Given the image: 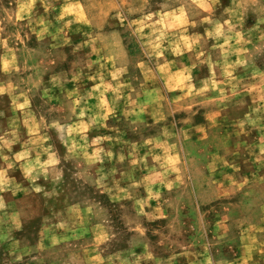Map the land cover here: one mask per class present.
<instances>
[{"label":"rangeland","instance_id":"1","mask_svg":"<svg viewBox=\"0 0 264 264\" xmlns=\"http://www.w3.org/2000/svg\"><path fill=\"white\" fill-rule=\"evenodd\" d=\"M10 53L16 64L2 65ZM106 74L107 89L89 92ZM3 86L28 93L33 112L0 95V115L17 128L43 118L59 164L39 148L34 174L15 166L3 186L0 264L264 255V0H0Z\"/></svg>","mask_w":264,"mask_h":264},{"label":"crops","instance_id":"2","mask_svg":"<svg viewBox=\"0 0 264 264\" xmlns=\"http://www.w3.org/2000/svg\"><path fill=\"white\" fill-rule=\"evenodd\" d=\"M70 1V0H68ZM70 4V3H68ZM62 7H65L67 4L66 3H62L61 4ZM74 8L77 6L76 4H74ZM184 15L185 13H183V15H181V12L179 11L178 12V15L177 16H173V18L175 19V21L177 20H184ZM182 23V22H181ZM113 33V32H111ZM184 38L186 39L185 41H189V37L188 35H185ZM186 45V44H185ZM182 46V45H181ZM185 52H179V54H177L178 56L177 57H181L182 60H184V56H181L182 54H186L189 49L186 47V46H183L182 47ZM30 51L34 52L35 51V48H30ZM14 56H15V53L12 54H5V56H3V60H2V65L5 64L8 60H9V65L12 66L14 65V63L16 64L17 61L14 62ZM8 58V59H7ZM189 67V64H184L183 66L181 67H176V70L175 71H171V74L172 75H177V74H180L184 69H185V72H186V69ZM12 69V68H11ZM32 69H35L34 67ZM1 71L4 73H7L8 70H2L1 68ZM47 73V72H45ZM111 75H113V72L110 73ZM39 72H37V70H30V73L27 74V79H30V77H33L34 79H36L37 76H39ZM61 78V75L60 74H56V76L53 78V79H60ZM111 78L110 76H108V74H106V76L103 77V79H101L99 82H97L96 84L90 86L88 88V91L89 92H93L94 89L95 90H106L107 87H108V84L111 83ZM56 84H59V83H56ZM48 86V85H47ZM178 88H172V90H176ZM181 89H184L181 88ZM186 89L187 86H186ZM3 92L0 94L1 96H6L10 97L11 101L10 103L8 104L10 107H11V110L12 112L15 113V115H17L18 113H21L23 114L24 112H33L32 111V105L33 103L31 102V97L30 95H28V93H23V92H19L17 91V93H12L11 90H13L12 88H9L8 86H3ZM48 90V89H47ZM9 99V100H10ZM76 100V98L74 99ZM75 104H78L75 102ZM14 113H12L9 117L6 116L7 113L5 112V110H2L1 112V117H0V120L1 121H4V122H7V125L9 123L10 120H12V118L14 117ZM76 118L74 119V125L76 127H83L85 124H84V118L80 117L79 113H78V109H77V113L75 114ZM23 118V117H22ZM37 120V124H35ZM43 120V118L41 117H36L33 119V120H29L30 122V125H26L24 123H22V125L20 126V128H17L15 125H8V127L3 130V131H0V158H1V161H0V201H4V195H3V192H4V189H3V186H6L7 183H9V185L11 186H14L13 184V170L15 168V166H19L20 168H22V171L23 169L25 170V168L29 165H32L33 161L35 160V155L38 153V149L39 148H43V153H44V157H46V165H51V166H54V165H58L59 164V160H56L54 163H50L49 164V159H52L53 157V160L54 159V154L52 153V150L51 148L49 147V140H48V137L49 135L47 134V132H44L43 130H40L37 128V125H40L41 121ZM44 121L46 122L47 121V118H44ZM52 122H57V125L58 127H64L66 125H68L66 122V120H60V119H55L54 121ZM12 123V121H11ZM13 123H15V121H13ZM29 126L31 127V129L29 128ZM60 133V132H59ZM21 135V141L19 142L18 146L17 147H14L15 143L12 144V146L9 144L7 146H3L1 144H4L6 142H4L3 140L6 139L8 140L9 138L10 139H15L16 137H19ZM19 135V136H18ZM58 137H60V134H58ZM61 137H64L63 135ZM24 151H27L28 152V156L27 158H20V159H17V155L24 152ZM8 152V153H7ZM9 165H11V167H9ZM34 174V171L30 174V175H33ZM32 177V176H31ZM28 178V179H32V178ZM19 186H16V188H18ZM23 187V186H21ZM20 190V189H19ZM18 192V191H17ZM160 208L159 207H155V213L156 211H158ZM157 218H163L165 217V215H160V214H157L156 216ZM260 240L261 238L258 237V240L257 241V244H256V249H257V246H260ZM260 253V250H258V254H257V258H255V260H257L256 264H264V255H259ZM240 257V255H238L237 257H234L233 260H238ZM209 258L208 257L207 259L202 256L200 260H198V262H206L209 261ZM254 258V257H253ZM252 259V258H251ZM159 260V259H158ZM168 261V258L165 259V261ZM254 260V259H253ZM231 261V260H229ZM227 262V261H220L219 264H234V263H231V262ZM190 264V263H189Z\"/></svg>","mask_w":264,"mask_h":264},{"label":"clouds","instance_id":"3","mask_svg":"<svg viewBox=\"0 0 264 264\" xmlns=\"http://www.w3.org/2000/svg\"><path fill=\"white\" fill-rule=\"evenodd\" d=\"M29 7H30V5H29ZM201 7H205L204 5H201ZM181 15H183V11L181 10ZM214 34L216 35V36H219V35H221L222 34V32H221V26L219 25V24H217L216 25V27H215V29H214ZM209 35H213V33H209ZM173 51L176 53V54H179V48L177 47V48H174L173 49ZM81 115H83V113H81ZM55 126V125H54ZM27 156H28V152L27 151H24V152H22V153H20V154H18L17 155V159H20V158H27ZM55 161L54 160H49V163H54ZM9 167H11V165H9ZM34 171V167L32 166V165H29V166H27L26 168H25V176H29L32 172ZM33 180H35L36 179V177L35 176H32L31 177Z\"/></svg>","mask_w":264,"mask_h":264}]
</instances>
